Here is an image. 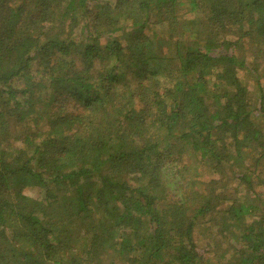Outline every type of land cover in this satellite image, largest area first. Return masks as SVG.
<instances>
[{
  "label": "trees",
  "instance_id": "trees-1",
  "mask_svg": "<svg viewBox=\"0 0 264 264\" xmlns=\"http://www.w3.org/2000/svg\"><path fill=\"white\" fill-rule=\"evenodd\" d=\"M0 264H264V0H0Z\"/></svg>",
  "mask_w": 264,
  "mask_h": 264
},
{
  "label": "rangeland",
  "instance_id": "rangeland-1",
  "mask_svg": "<svg viewBox=\"0 0 264 264\" xmlns=\"http://www.w3.org/2000/svg\"><path fill=\"white\" fill-rule=\"evenodd\" d=\"M183 12H184V11H183ZM242 73H245V74H246V72H242ZM245 80H246V82L248 83L249 88H251V89H255V88H256V84H255V82L252 80V78L250 77L249 74H248L247 76L245 75ZM199 170H200V168H199ZM169 176H171V174H169ZM210 177H212V176H210V175L207 173L206 169H202V170H201V178H202V179L210 178ZM173 179H174V178H173ZM179 186H181V185H180V182L175 183L174 186H173V188L176 189V191H178L177 188H179ZM179 190H180V192L182 191V189H180V188H179ZM29 192H30V193H33L31 190H30Z\"/></svg>",
  "mask_w": 264,
  "mask_h": 264
}]
</instances>
